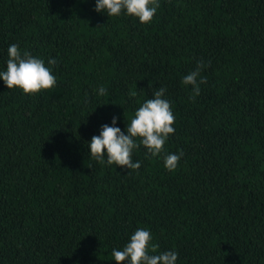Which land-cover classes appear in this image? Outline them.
<instances>
[{
  "label": "trees",
  "instance_id": "1",
  "mask_svg": "<svg viewBox=\"0 0 264 264\" xmlns=\"http://www.w3.org/2000/svg\"><path fill=\"white\" fill-rule=\"evenodd\" d=\"M158 3L143 24L96 0H0V71L15 43L56 78L35 95L0 78V264H117L138 228L177 264H264V0ZM160 87L175 118L164 153L141 145L138 170L93 160L101 126L116 116L127 134Z\"/></svg>",
  "mask_w": 264,
  "mask_h": 264
},
{
  "label": "clouds",
  "instance_id": "2",
  "mask_svg": "<svg viewBox=\"0 0 264 264\" xmlns=\"http://www.w3.org/2000/svg\"><path fill=\"white\" fill-rule=\"evenodd\" d=\"M159 6L158 0H96L94 10L98 13H107L109 17L119 16L124 10L128 16L136 17L141 23L148 24ZM7 54V67L6 70L0 71V78L8 89L19 88L25 95H35L56 84V78L51 69L45 66V62L27 51L21 52L18 44H11ZM49 64L56 65L57 61L51 59ZM206 66L202 61H198L196 69L182 79L184 86H192L190 96L192 100L200 95V85L206 83L205 78L201 77V72ZM166 92V88L160 87L154 91L153 98L147 99L136 110L130 123L127 122V134L116 127L118 122L116 116H113L111 126L103 124L100 134L94 135L88 144L91 158L101 165L106 161L109 166L116 165L124 169L138 170L141 162H134L132 154L141 145L147 150L146 158L159 157L164 153V145L169 135L175 132L173 127L175 118L171 105L164 99ZM98 93L101 96L106 95L105 88L100 87ZM182 156V151L179 154H165L164 167L169 171L176 170ZM151 241L150 231L138 228L123 250L113 249L111 254L117 264H125V262L127 264H177L176 252L166 251L157 254L159 246ZM150 252L153 254L150 255Z\"/></svg>",
  "mask_w": 264,
  "mask_h": 264
}]
</instances>
